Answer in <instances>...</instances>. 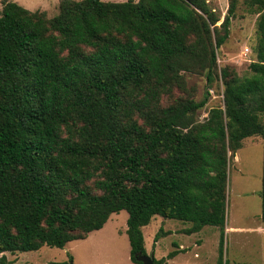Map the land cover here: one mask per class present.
I'll list each match as a JSON object with an SVG mask.
<instances>
[{
    "label": "trees",
    "instance_id": "1",
    "mask_svg": "<svg viewBox=\"0 0 264 264\" xmlns=\"http://www.w3.org/2000/svg\"><path fill=\"white\" fill-rule=\"evenodd\" d=\"M239 2L220 25L208 0H60L53 16L4 3L0 253L64 248L122 210L139 264L155 215L224 229L229 161L264 135V0H242L258 14L250 72L218 73ZM189 73L224 84L203 121L208 94L165 103ZM261 199L264 223V154Z\"/></svg>",
    "mask_w": 264,
    "mask_h": 264
},
{
    "label": "rangeland",
    "instance_id": "2",
    "mask_svg": "<svg viewBox=\"0 0 264 264\" xmlns=\"http://www.w3.org/2000/svg\"><path fill=\"white\" fill-rule=\"evenodd\" d=\"M7 1H16L33 11H45L48 16H53L57 12L60 2V0H0V14ZM208 4L219 16L217 25H220L228 13L229 0H208ZM235 15L230 26V36L218 50V73L221 74V68L229 65L238 75L244 76L250 72L251 62L257 58L254 47L258 42V14L248 12L240 0ZM186 80L185 89H175L173 97L165 100L166 104L171 103L179 95L201 100L208 94L207 105L197 111V118L201 121L208 116L213 107L224 106V84L221 77H216L215 81L209 84L205 75L189 73ZM263 144L264 135L247 137L243 140L242 147L229 161L224 229L207 225L198 232L181 237L182 233H186L181 230L182 227L187 226L181 224L179 220L171 219H166L163 225L162 221L165 218L155 215L142 228L146 254L157 259L163 257L167 259V254L175 248L173 242L192 241L197 238L201 246L199 244L193 246L196 247L195 251L200 252L199 258H195L192 253L189 254L192 262L173 259L168 260L169 264H219L220 248L229 264H235L238 260L247 264H264V223L261 219ZM89 183L93 186L94 181ZM128 217L127 210L113 213L103 228L90 232L87 239L71 241L64 248L43 246L35 251L0 253V257L6 255L7 264H139L131 258V245L126 231ZM173 223H177L180 230L170 236L164 229L173 227Z\"/></svg>",
    "mask_w": 264,
    "mask_h": 264
},
{
    "label": "crops",
    "instance_id": "3",
    "mask_svg": "<svg viewBox=\"0 0 264 264\" xmlns=\"http://www.w3.org/2000/svg\"><path fill=\"white\" fill-rule=\"evenodd\" d=\"M164 218V217H163ZM166 219H170V218H165V219H163L164 221H162V224L164 225L165 224V222H166ZM171 220H177V219H171ZM180 221V220H179ZM181 222V224H183L184 226H187V227H182L183 229H181V230H184L185 232H186V229L188 228V226L190 227L191 226V223H185V222H183V221H180ZM174 224V226L173 227H171L170 226V228H166V229H164V231L168 234V235H170V236H173V235H175V234H177V232L180 230V227L179 226H177V223H173ZM179 224V223H178ZM260 227H261V225H260ZM144 228V227H143ZM204 228V227H203ZM231 229H239V228H236V227H231ZM195 233V232H194ZM249 233V232H248ZM90 234V233H89ZM89 234H88V236H89ZM191 234H193V233H182V235L183 236H181V237H187L188 235H191ZM165 235V234H164ZM88 236H87V238H88ZM86 238V239H87ZM180 238V237H179ZM199 241V240H198ZM198 241H197V238H195L194 240H187V241H185V240H181V241H179V242H173L172 244H173V246H175V248L173 249V250H170V252L167 254V259H166V257H163V264H169V262H168V260H173V259H177V260H179V259H184L185 261H190V262H192V258L190 257V255L193 253V255H194V257L195 258H199L200 257V252H198V251H195V249H196V247L195 246H193L194 244H199L198 243ZM200 245V244H199ZM197 246V245H196ZM201 246V245H200ZM220 250H221V248H220ZM170 253H174L173 254V256H170ZM190 254V255H189ZM153 256V255H152ZM153 258H154V261H155V259L156 260H161V259H157L155 256H153ZM226 261H227V264H229V262H228V260L226 259H224V257H223V254L221 255V252H220V256H219V264H226ZM248 261V260H247ZM234 262H236V261H234ZM249 262H251V261H249ZM236 263H244L242 260H238V262H236ZM235 263V264H236ZM254 263V262H253ZM245 264H247V263H245Z\"/></svg>",
    "mask_w": 264,
    "mask_h": 264
},
{
    "label": "water",
    "instance_id": "4",
    "mask_svg": "<svg viewBox=\"0 0 264 264\" xmlns=\"http://www.w3.org/2000/svg\"><path fill=\"white\" fill-rule=\"evenodd\" d=\"M136 259L138 261H141L142 264H155L154 258L152 255L143 254L142 252H138L136 254ZM71 264H73V263H71Z\"/></svg>",
    "mask_w": 264,
    "mask_h": 264
}]
</instances>
